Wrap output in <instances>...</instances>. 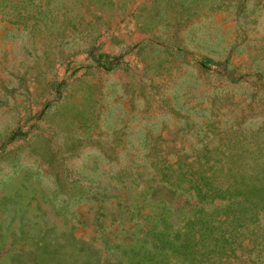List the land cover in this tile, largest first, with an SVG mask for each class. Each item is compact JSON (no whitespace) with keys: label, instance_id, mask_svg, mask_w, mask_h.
<instances>
[{"label":"rangeland","instance_id":"1","mask_svg":"<svg viewBox=\"0 0 264 264\" xmlns=\"http://www.w3.org/2000/svg\"><path fill=\"white\" fill-rule=\"evenodd\" d=\"M0 264H264V0H0Z\"/></svg>","mask_w":264,"mask_h":264}]
</instances>
